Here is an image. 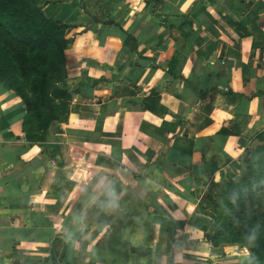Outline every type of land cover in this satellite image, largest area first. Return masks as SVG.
Wrapping results in <instances>:
<instances>
[{"label":"crops","instance_id":"0c3cea01","mask_svg":"<svg viewBox=\"0 0 264 264\" xmlns=\"http://www.w3.org/2000/svg\"><path fill=\"white\" fill-rule=\"evenodd\" d=\"M37 2L73 92L28 141L0 82V264H240L197 206L264 130V0Z\"/></svg>","mask_w":264,"mask_h":264},{"label":"trees","instance_id":"16d2710c","mask_svg":"<svg viewBox=\"0 0 264 264\" xmlns=\"http://www.w3.org/2000/svg\"><path fill=\"white\" fill-rule=\"evenodd\" d=\"M67 27L60 20L47 18L37 0H0V68L6 70L4 73L0 71V82L18 92L23 100L22 93L7 75L8 71L16 70L20 65L25 70H32L35 76L44 77L40 64L45 53L50 51L58 55V66L66 86L64 47L67 39L64 30ZM72 92L65 87L62 98L68 101ZM24 100L26 112H31V104ZM26 117L24 132L28 141H43L48 123L51 119L56 120L38 122L36 129H29ZM244 153L240 157L242 176L233 179L236 172L232 170L237 169L238 160L231 161L221 174L220 196L225 197L229 212L221 221L210 222L206 239L213 246L236 244L245 247L249 255L240 264H264V130L256 134L254 146ZM198 211L208 215L200 209Z\"/></svg>","mask_w":264,"mask_h":264},{"label":"rangeland","instance_id":"374dc122","mask_svg":"<svg viewBox=\"0 0 264 264\" xmlns=\"http://www.w3.org/2000/svg\"><path fill=\"white\" fill-rule=\"evenodd\" d=\"M55 46V51H57L58 47L57 45ZM58 63V55H53L48 51L40 64L44 70V77L35 76L32 70H25L20 65L16 66V70L10 69L8 71L7 75L11 77L13 85L22 93L23 100H27L32 106L31 112L27 111L26 115L29 129H36L38 122L46 123L51 118L59 120L66 115L68 101L62 98V92L65 91L66 86L63 84L62 73ZM0 71L4 73L6 70L0 68ZM243 155H245L244 152L242 153ZM240 157L237 159V169L232 170L236 172L233 179H238L240 175L242 176L243 168L241 167L243 162L240 161ZM220 179L218 181H206L200 191L198 209L211 216L210 222L221 221L229 212V208L225 206V197L220 196L222 193V187L218 185ZM60 245L56 256L48 259L45 264H60L62 262L64 250L60 248Z\"/></svg>","mask_w":264,"mask_h":264},{"label":"clouds","instance_id":"9594fccd","mask_svg":"<svg viewBox=\"0 0 264 264\" xmlns=\"http://www.w3.org/2000/svg\"><path fill=\"white\" fill-rule=\"evenodd\" d=\"M109 195L111 197V199L109 201V204H110V206L114 207L115 206V199H116V197H115L114 193H111V192L109 193ZM83 226H84L83 225V218H81V227L83 228ZM65 242L66 243H70L73 248H78L79 247V244H80V241L79 240H76V239H73L72 236H71V234H68L66 236ZM86 250L87 251H91L92 250V246L89 245Z\"/></svg>","mask_w":264,"mask_h":264}]
</instances>
